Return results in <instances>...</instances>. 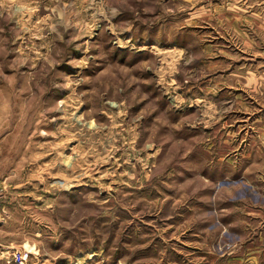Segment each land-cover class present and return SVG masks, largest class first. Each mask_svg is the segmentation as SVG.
<instances>
[{
    "label": "rangeland",
    "instance_id": "rangeland-1",
    "mask_svg": "<svg viewBox=\"0 0 264 264\" xmlns=\"http://www.w3.org/2000/svg\"><path fill=\"white\" fill-rule=\"evenodd\" d=\"M263 24L264 0H0V264H264L227 98L264 81Z\"/></svg>",
    "mask_w": 264,
    "mask_h": 264
},
{
    "label": "crops",
    "instance_id": "crops-1",
    "mask_svg": "<svg viewBox=\"0 0 264 264\" xmlns=\"http://www.w3.org/2000/svg\"><path fill=\"white\" fill-rule=\"evenodd\" d=\"M264 25V24H263ZM261 29H264V26H260ZM261 79H263L261 77ZM233 91H228L227 95L230 101L233 102L232 106H229V111L236 113L237 115H251L252 120L251 123L254 125V144L256 145L255 149L253 150V156L255 157V169L264 171V81L263 83L261 80L257 81L255 77L254 84L250 89H244L243 85L236 86ZM228 90H230L228 88ZM243 92L247 93L250 99H252L253 108L247 107L246 103L244 102V95ZM249 109V110H248ZM252 111V112H250ZM251 117H247V120ZM239 123H247L246 119L238 121ZM254 145V146H255Z\"/></svg>",
    "mask_w": 264,
    "mask_h": 264
},
{
    "label": "built area",
    "instance_id": "built-area-1",
    "mask_svg": "<svg viewBox=\"0 0 264 264\" xmlns=\"http://www.w3.org/2000/svg\"><path fill=\"white\" fill-rule=\"evenodd\" d=\"M27 258H28L27 253L15 252L11 254L9 258V262L13 264H25Z\"/></svg>",
    "mask_w": 264,
    "mask_h": 264
}]
</instances>
